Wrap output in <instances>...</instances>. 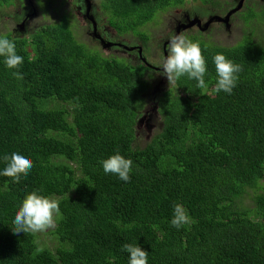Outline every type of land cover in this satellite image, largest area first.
Instances as JSON below:
<instances>
[{
  "label": "trees",
  "instance_id": "16d2710c",
  "mask_svg": "<svg viewBox=\"0 0 264 264\" xmlns=\"http://www.w3.org/2000/svg\"><path fill=\"white\" fill-rule=\"evenodd\" d=\"M41 1L53 9L61 0ZM184 1L96 4L110 29L149 51L162 12ZM193 1L222 8V0ZM252 3L235 12H247L237 44L203 29L183 34L199 42L208 87L185 75L164 89L160 131L143 147L135 146L136 126L155 81L144 55L135 64L82 42L71 11L35 28L31 43L0 35L23 57L9 69L0 56V172L13 152L33 161L18 183L0 175V264H129L124 244L147 251L148 264H264V3ZM218 53L243 68L231 94L215 91ZM44 99L71 107L45 108ZM117 153L133 161L128 182L103 170ZM33 191L59 201L55 250L38 251L33 233L12 230ZM176 204L190 217L180 228L170 223Z\"/></svg>",
  "mask_w": 264,
  "mask_h": 264
},
{
  "label": "rangeland",
  "instance_id": "374dc122",
  "mask_svg": "<svg viewBox=\"0 0 264 264\" xmlns=\"http://www.w3.org/2000/svg\"><path fill=\"white\" fill-rule=\"evenodd\" d=\"M93 5L89 8L86 0H66L65 4L63 1H55L53 4V9H49L45 4V1L38 2V0H13L9 5H0V35H5L11 33V37H23L30 42L31 34L34 32L35 28H38L46 20L59 19L62 12L71 11L74 15L73 20H75L74 31L77 34V38L82 42L93 46L98 45L106 53L112 52L119 56H125L138 64L140 58L138 56L137 47L132 46L138 45L139 42L134 38L133 40H128L124 37H120L114 30L110 29L105 24V17L101 15L99 10H97L96 0H90ZM240 0H222L221 9L212 8L200 2H195L193 0H185L179 6H172L166 11H163L160 18L161 22L157 27L153 28L154 38L151 40V50L143 51L148 63L153 64L157 67H162L164 60L167 57V49L164 44L167 45L168 37L173 34H185V33H197L201 30L202 34L210 37L212 40L219 43L230 45L237 44L242 40L245 33L244 28H246V23L243 16L246 13H231L229 21L225 24L218 21L216 16H221L223 18L231 11L235 6L239 4ZM257 3L260 0H247L249 5ZM60 8V9H59ZM246 9L240 11L244 12ZM90 13L96 24V34H99L107 43H113L111 46H101L100 38L95 35V26L90 20L87 19L86 14ZM213 18L211 23L207 28H200L198 25H193L192 27H181L179 32L178 28L182 24H188L194 19H200L202 26H206L209 19ZM215 18V19H214ZM259 23V22H257ZM264 27V23L262 24ZM260 29L256 32L258 33ZM260 33V32H259ZM31 43V42H30ZM127 46H123L122 44ZM123 46V47H121ZM132 47L133 49L129 48ZM151 73L155 75V81L153 87L145 95V105L144 109L141 111L138 124L136 126V142L135 146L143 147L160 131L161 128V117L156 111V101L160 93L169 87H172L174 83H169L167 77L162 74V70H149L145 74ZM71 102H63L57 99H44L40 104L45 108H69ZM162 165L164 161L160 162ZM57 199V198H55ZM60 216V215H59ZM59 216L56 217V224L58 222ZM56 227V226H55ZM54 227V228H55ZM54 228H50L44 232L33 233L37 241L38 248H51L55 250L59 246V241L55 238L53 234Z\"/></svg>",
  "mask_w": 264,
  "mask_h": 264
},
{
  "label": "clouds",
  "instance_id": "9594fccd",
  "mask_svg": "<svg viewBox=\"0 0 264 264\" xmlns=\"http://www.w3.org/2000/svg\"><path fill=\"white\" fill-rule=\"evenodd\" d=\"M166 46L167 57L162 65V74L167 77L169 83H174L186 75L188 79L197 81V88L206 89L208 87L205 82L206 60L202 54L199 42H194L179 33L168 37L167 45L164 44L163 47L165 48ZM0 56L5 58L4 62L9 69H19L23 64V57L16 53L15 43L6 36H0ZM213 59L217 73L215 91L231 94L237 85L238 74L243 71L242 66L219 53ZM12 74L17 79L23 78L19 71H15ZM3 159L7 162V166L0 172V175L11 177L17 183L20 181L21 176H26L33 167V161L24 154L13 152L11 156L6 155ZM101 163L106 174H116L121 180L130 181L133 165L131 159H126L117 153ZM59 215L58 200L33 191L25 197L16 212L12 230L16 234L21 232L25 234L44 232L56 226V217ZM189 222L190 217L186 209L181 204L174 205L173 218L170 221L171 225L180 228ZM40 250L42 249H38V251ZM122 250L127 251L129 254V264H148V252L140 246L124 244L122 245Z\"/></svg>",
  "mask_w": 264,
  "mask_h": 264
},
{
  "label": "water",
  "instance_id": "95a60500",
  "mask_svg": "<svg viewBox=\"0 0 264 264\" xmlns=\"http://www.w3.org/2000/svg\"><path fill=\"white\" fill-rule=\"evenodd\" d=\"M243 1L244 0H241L240 1V3L235 7V8H233L231 11H229V13L226 15V17L225 18H223V17H221V16H216L215 18H217V20L218 21H221V22H223V23H227L228 21H229V19H230V15H231V13H235V12H237L238 10H240L241 9V7H242V5H243ZM214 18V19H215ZM213 20V18H211V19H209L208 21H207V23H206V26L204 27V26H202V24H201V20L200 19H194V20H192L190 23H188V24H182V25H180L179 26V28H178V31L177 32H179L180 30H181V27H192L193 25H198L200 28H207L208 26H209V24L211 23V21ZM95 35L97 36V34H96V25H95ZM178 34V33H177ZM102 40V39H101ZM103 41V40H102ZM103 44L105 45V46H111V45H113V43H107V42H105V41H103ZM134 48H136V47H134ZM139 52H140V54H141V52H142V49L141 48H139ZM167 55V54H166ZM145 60V59H144ZM146 61V60H145ZM147 63V65H151L150 63H148V62H146Z\"/></svg>",
  "mask_w": 264,
  "mask_h": 264
},
{
  "label": "flooded vegetation",
  "instance_id": "af4514ba",
  "mask_svg": "<svg viewBox=\"0 0 264 264\" xmlns=\"http://www.w3.org/2000/svg\"><path fill=\"white\" fill-rule=\"evenodd\" d=\"M86 1H87V3H88L89 8L91 7V5L94 4V3H92L90 0H86ZM240 1H241V0H240ZM240 1H239V3H240ZM249 3H252V2H249ZM258 3H261V4L264 3V0H260V1H258ZM94 5H95V4H94ZM248 6H250V5L247 3V0H244V1H243L242 9H241L240 11H242V10H244V9H247ZM235 7H236V6H235ZM235 7H234V8H235ZM240 11H239V12H240ZM86 16H87V19L90 20V22L93 23V25L95 26L96 24H95V22H94V20H93V17L90 15L89 12L86 14ZM108 27H109V26H108ZM109 28H110V27H109ZM97 37L100 38V40L102 39L103 41H105L104 38L101 37L99 34H97ZM120 37H121V36H120ZM102 40H101L100 42L103 43ZM105 42H106V41H105ZM122 45H123L124 47L127 46V45L124 44V43H123ZM123 46H121V47H123ZM124 47H123V48H124ZM132 47H134V46H132ZM132 47L129 46L130 49H133ZM137 52H138V56H139V58H141V59L144 60V57L142 56V52H141V54H140V52H139L138 49H137ZM151 65H152V67L154 68V70H159V69L162 70V67H157V66H155V65H153V64H151ZM151 65H150V66H151ZM162 71H163V70H162Z\"/></svg>",
  "mask_w": 264,
  "mask_h": 264
}]
</instances>
